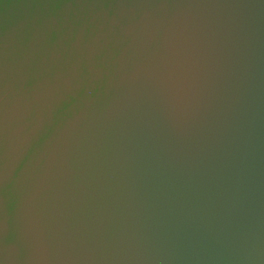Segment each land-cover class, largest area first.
<instances>
[{"label":"water","instance_id":"95a60500","mask_svg":"<svg viewBox=\"0 0 264 264\" xmlns=\"http://www.w3.org/2000/svg\"><path fill=\"white\" fill-rule=\"evenodd\" d=\"M0 264H264V0H0Z\"/></svg>","mask_w":264,"mask_h":264},{"label":"snow or ice","instance_id":"6c2138e0","mask_svg":"<svg viewBox=\"0 0 264 264\" xmlns=\"http://www.w3.org/2000/svg\"><path fill=\"white\" fill-rule=\"evenodd\" d=\"M7 118L6 46L0 38V174L4 155L5 127ZM5 243L4 229L0 224V247Z\"/></svg>","mask_w":264,"mask_h":264}]
</instances>
